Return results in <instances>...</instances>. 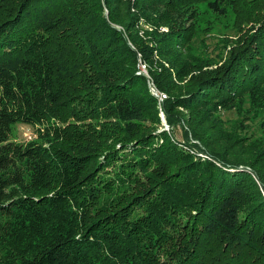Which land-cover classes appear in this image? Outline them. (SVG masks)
I'll return each instance as SVG.
<instances>
[{
    "label": "trees",
    "instance_id": "obj_1",
    "mask_svg": "<svg viewBox=\"0 0 264 264\" xmlns=\"http://www.w3.org/2000/svg\"><path fill=\"white\" fill-rule=\"evenodd\" d=\"M201 4L235 11L228 33L202 30ZM247 4L264 2L0 0V264H264V19Z\"/></svg>",
    "mask_w": 264,
    "mask_h": 264
},
{
    "label": "rangeland",
    "instance_id": "obj_2",
    "mask_svg": "<svg viewBox=\"0 0 264 264\" xmlns=\"http://www.w3.org/2000/svg\"><path fill=\"white\" fill-rule=\"evenodd\" d=\"M249 1H252V0H249ZM254 1H258V2H264V0H254ZM264 4H261L259 6H249L248 4L245 6V9L250 13L251 16H254V20H263L264 19V9L262 10L261 9V16H256V15H253V11H256L257 13V10H259L261 7H263ZM230 9V7H229ZM121 10L122 11H125L126 12V9L125 7H121ZM201 11L203 12V14L201 15L200 17V26L202 27V30L204 28H206L207 26H209L211 28V33L213 34H225V33H228L229 30H230V26L234 23V20H235V11L232 9L229 10V16H227L226 18L225 17H219L217 15H215L214 13H212L211 11L208 10V8L206 7L205 4H201ZM125 12L124 15H125ZM131 12H134V11H131ZM149 10L146 11L147 14H149ZM254 13V14H256ZM104 14L106 17H108V9L105 8L104 10ZM136 14V13H135ZM134 14H131L129 16H126L125 17H120L118 20V22H120L121 24H116L115 26L122 30V31H125L124 27L122 26V23L126 24L129 20H130V16H132ZM141 25V26H140ZM139 26H140V35L142 38H146V35H145V31H151L153 30V26L149 23L146 22L145 20V17L144 16H141V19L139 21ZM250 27V26H248ZM164 30H166V28H163ZM202 30H199V34L202 33ZM230 48V47H229ZM192 54H195L196 56H199L201 57V53H200V49L197 48L195 51L192 52ZM140 57V56H139ZM222 63V62H221ZM220 63V64H221ZM209 67V66H208ZM217 65H212L210 66L209 68H216ZM207 67H205L204 69H206ZM138 73H142L144 75H146L148 78H149V82H150V87H151V91L158 97L159 99V104H158V107H159V114H160V118H161V121H162V126L160 128L159 131H162V130H166L167 132H169L170 134L173 133V130H172V127L170 126V124H168L167 120H166V116H165V113L164 111L162 110V102L163 100L167 99V96L162 93V92H159V90H157L155 88V86L153 85V83L151 82V79H150V75L148 73V68L146 66L145 63L142 62V60L140 59V62H139V71ZM191 77V75L189 77H187L185 79V81L183 82H179L178 85H181V86H184V84H187L188 86H190L187 82V80ZM155 89L156 92L153 90ZM185 89V86L184 88ZM183 93V92H182ZM260 109V108H259ZM220 113H222V108L221 107H218L217 110H212V109H209L208 111H206L204 113V116H208L210 118H212L215 122L216 125H220V122L222 121L221 119H224L223 117L220 116ZM183 117H185L186 119L189 118L188 116V113L187 112H183ZM176 135L179 137V138H182V135H181V132L180 130L178 129L177 132H176ZM32 136H34V131H33V128L29 127V126H24V125H17L14 130H13V138L15 140H17L18 142H27V140H30V141H33L35 140V138H31ZM196 141V143H198L197 140H193L192 142ZM183 143L181 144L182 147L185 146V142L186 141H182ZM118 147H120V144H118ZM187 147V146H186ZM132 150V146L130 144V148L129 150ZM203 149V148H202ZM193 152L196 153V155L202 159H214L207 150L205 151H202V150H199V149H196L195 151L192 150ZM104 156L101 157V159H103ZM217 164L218 165H221V163L219 161H217ZM246 167V168H245ZM241 169H246L248 171H250L254 177V179L258 182V184L261 186V183H260V180L258 179L257 175L251 170L252 168L250 166H248L247 164H242L240 165L239 167H235V168H229L230 171L234 172V171H238V170H241ZM262 189V186L260 187Z\"/></svg>",
    "mask_w": 264,
    "mask_h": 264
},
{
    "label": "built area",
    "instance_id": "obj_3",
    "mask_svg": "<svg viewBox=\"0 0 264 264\" xmlns=\"http://www.w3.org/2000/svg\"><path fill=\"white\" fill-rule=\"evenodd\" d=\"M33 131H34V136H32L31 138H32V139H33V138L36 139V138L38 137V136H37V132H36L35 130H33ZM28 141H30V140H27V142H28Z\"/></svg>",
    "mask_w": 264,
    "mask_h": 264
},
{
    "label": "water",
    "instance_id": "obj_4",
    "mask_svg": "<svg viewBox=\"0 0 264 264\" xmlns=\"http://www.w3.org/2000/svg\"><path fill=\"white\" fill-rule=\"evenodd\" d=\"M155 92H156V90L155 89H153Z\"/></svg>",
    "mask_w": 264,
    "mask_h": 264
}]
</instances>
